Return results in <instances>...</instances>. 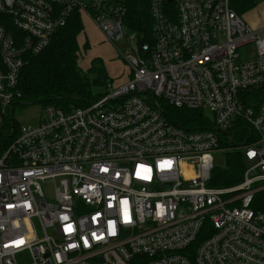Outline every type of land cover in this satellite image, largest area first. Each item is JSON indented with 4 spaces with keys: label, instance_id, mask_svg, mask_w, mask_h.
<instances>
[{
    "label": "built area",
    "instance_id": "built-area-1",
    "mask_svg": "<svg viewBox=\"0 0 264 264\" xmlns=\"http://www.w3.org/2000/svg\"><path fill=\"white\" fill-rule=\"evenodd\" d=\"M75 10L110 43L127 40L129 79L7 128L22 69ZM150 12L145 42L120 0H0V264L25 253L27 264H264V213L252 208L264 188V28L230 0H176L175 18L151 0ZM167 105L212 118L187 129ZM229 148L244 152V179L210 186Z\"/></svg>",
    "mask_w": 264,
    "mask_h": 264
},
{
    "label": "trees",
    "instance_id": "trees-1",
    "mask_svg": "<svg viewBox=\"0 0 264 264\" xmlns=\"http://www.w3.org/2000/svg\"><path fill=\"white\" fill-rule=\"evenodd\" d=\"M120 1L127 8L125 23L128 29L141 36L139 41L152 42L151 0ZM256 5L255 0H230V6L241 16ZM166 10L175 18L176 0H166ZM84 29L83 12L75 10L67 23L56 31L49 45L41 53L30 58L20 74L19 88L22 96L16 101L13 112L16 106L32 104L54 105L68 110L90 105L106 95L108 84L114 81L109 75L104 59L93 57L86 69L80 63L81 52L86 53L90 48L87 40L83 46L79 42V36ZM166 107L168 116L181 127L196 129L207 124L208 117L204 111L172 105ZM5 122L7 128L18 123L9 118ZM241 132L242 130L234 136L233 142L225 137L224 144L239 143L242 140ZM247 168L244 152L239 148H229L226 151L225 166L213 170L209 185H238L243 181ZM261 185L264 183H257L256 187ZM252 208L264 213V188L255 193Z\"/></svg>",
    "mask_w": 264,
    "mask_h": 264
},
{
    "label": "rangeland",
    "instance_id": "rangeland-1",
    "mask_svg": "<svg viewBox=\"0 0 264 264\" xmlns=\"http://www.w3.org/2000/svg\"><path fill=\"white\" fill-rule=\"evenodd\" d=\"M85 3H90L92 0H81ZM257 2V5L248 11L246 15L243 16L244 20L255 28L254 22H263L264 21V0H255ZM84 21L86 22V28L79 36V42L80 45L83 46L86 42V36L91 34L89 29L87 28V22H90L88 17L83 13ZM249 17H251L253 20H250ZM88 18V19H87ZM129 31V29H128ZM127 40H119L116 45L112 43H106L103 41H96L95 47L99 46V51H101V54L106 55V57L111 56L108 61V72L110 74L114 75V82H119L123 79H125L127 71H128V63L125 56L122 55L121 51H126L128 49V43ZM92 43V49L88 50L86 53L81 52V58L80 63L82 67L89 66L90 61L93 55V51L95 48H93L94 41H91ZM255 44L251 43L248 45H245L240 48L239 53L241 55V60H248L251 57H254L255 54ZM130 53L128 52L126 57L129 56ZM85 69V68H84ZM44 108L45 106L43 104H32L28 106H16L14 112H13V118L16 122H18L21 125H34L38 124L44 115ZM206 115L210 118H212V114L210 111H206ZM226 164V153L218 152L215 154V165L216 167H224ZM53 233V232H50ZM31 260L30 254L25 253L21 255L18 258L19 264H27Z\"/></svg>",
    "mask_w": 264,
    "mask_h": 264
},
{
    "label": "crops",
    "instance_id": "crops-1",
    "mask_svg": "<svg viewBox=\"0 0 264 264\" xmlns=\"http://www.w3.org/2000/svg\"><path fill=\"white\" fill-rule=\"evenodd\" d=\"M246 15V14H245ZM88 19V18H87ZM249 19L250 20H253L251 17H249ZM90 22H87V23H89V24H87V28L89 29V31L91 32V34H90V36L89 35H87L86 36V39H87V41L89 42V45H90V48H89V50H91L92 49V43H91V41H94V43H93V48H95V50L93 51V55H94V57H101V58H103L104 59V61H105V63H106V65H108V61H109V59H111V58H109V57H111V56H108V57H106V55H104V54H101V51H99L98 49H99V46L97 45L96 47H95V45H96V41H103V42H108V43H110L107 39H106V36H105V34L91 21V19H88ZM254 24H255V28L256 29H263L264 28V21L263 22H254ZM84 25H85V28H86V22L84 21ZM85 30V29H84ZM99 43V42H98ZM97 43V44H98ZM93 58V57H92ZM88 66H86V67H84L85 69L87 68ZM108 67V66H107ZM109 75L111 76V78L112 79H114L113 77H114V75H112V74H110V72H109ZM129 79V68H128V71H127V74H126V77H125V79H123V80H121V81H119V82H114L115 83V85H119V84H122V83H124V82H126L127 80ZM114 81V80H113Z\"/></svg>",
    "mask_w": 264,
    "mask_h": 264
}]
</instances>
